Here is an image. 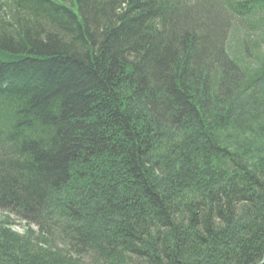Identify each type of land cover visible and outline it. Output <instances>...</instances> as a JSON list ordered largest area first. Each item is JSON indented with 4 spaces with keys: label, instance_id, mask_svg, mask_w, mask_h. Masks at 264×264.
<instances>
[{
    "label": "trees",
    "instance_id": "trees-1",
    "mask_svg": "<svg viewBox=\"0 0 264 264\" xmlns=\"http://www.w3.org/2000/svg\"><path fill=\"white\" fill-rule=\"evenodd\" d=\"M260 36L264 0H0V264H264Z\"/></svg>",
    "mask_w": 264,
    "mask_h": 264
},
{
    "label": "rangeland",
    "instance_id": "rangeland-1",
    "mask_svg": "<svg viewBox=\"0 0 264 264\" xmlns=\"http://www.w3.org/2000/svg\"><path fill=\"white\" fill-rule=\"evenodd\" d=\"M228 32L231 33L232 31L230 32V30L228 29ZM235 33L240 35L236 30H235ZM251 39H252V44L251 45L253 46V48L256 47L259 50L264 49V36L252 37ZM242 41H246V39H244V37H243ZM260 52H262V51H260ZM248 53L250 54L249 50H248ZM248 53H247V55H249ZM10 225H11V228L13 230H15V231H17L19 233H23L24 232L23 224H21L19 220L14 219L11 222ZM85 262H86L85 264H92L90 259H85Z\"/></svg>",
    "mask_w": 264,
    "mask_h": 264
},
{
    "label": "water",
    "instance_id": "water-1",
    "mask_svg": "<svg viewBox=\"0 0 264 264\" xmlns=\"http://www.w3.org/2000/svg\"><path fill=\"white\" fill-rule=\"evenodd\" d=\"M264 261V260H263Z\"/></svg>",
    "mask_w": 264,
    "mask_h": 264
}]
</instances>
